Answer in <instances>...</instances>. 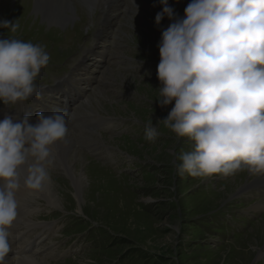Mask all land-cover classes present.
<instances>
[{
	"label": "rangeland",
	"instance_id": "374dc122",
	"mask_svg": "<svg viewBox=\"0 0 264 264\" xmlns=\"http://www.w3.org/2000/svg\"><path fill=\"white\" fill-rule=\"evenodd\" d=\"M26 1L0 0V22L17 20L21 29L15 38L45 47L51 58L49 64L63 62L75 48L55 45L54 37L72 26L79 27L81 33L90 21L87 10L75 3L77 16L60 27L44 18L45 11L55 4L28 10ZM151 1L138 0L142 3L136 5L138 11L132 4L124 10L112 37L114 51L110 53L115 58L98 73V82L94 80L87 98L91 107L86 99L78 109L82 114H93L87 127L72 131L77 142L73 147L83 154L76 170L86 178L80 207L67 179L59 169L53 171L51 176L61 189V210L28 201L26 218L38 223L32 234L47 226V254L53 258L71 250L77 253L59 261L49 262L47 258L49 264H264V209L249 222L238 216L231 219V213L249 205L242 197L258 185L262 175L245 171L230 177L199 179L176 174L179 156L191 151L192 145L187 138L177 143L175 134L159 122L174 107V102L161 107L157 101L161 86L157 79L158 44L162 31L172 21L165 17L157 26L155 17L162 6L159 0L155 5ZM189 2L169 0V5L183 17ZM21 8L23 12L18 14ZM8 35L9 29L0 27V39ZM47 37L53 42L46 41ZM150 119L160 133L154 143L144 138ZM129 121L138 122L136 126L140 123L144 133L130 130L131 125L126 126ZM108 150L111 157H107ZM92 157L113 164L116 170ZM255 201L264 205V193L255 196ZM24 210L19 207L18 219ZM68 212L69 225L61 230ZM71 236L76 238L70 240Z\"/></svg>",
	"mask_w": 264,
	"mask_h": 264
},
{
	"label": "clouds",
	"instance_id": "9594fccd",
	"mask_svg": "<svg viewBox=\"0 0 264 264\" xmlns=\"http://www.w3.org/2000/svg\"><path fill=\"white\" fill-rule=\"evenodd\" d=\"M159 4L156 25L165 17L172 22L158 44L157 101L161 107L174 102L159 122L177 143L187 138L192 145L179 156L176 174L199 179L245 171L264 175V0H190L183 17L169 0ZM0 27L11 34L0 39V101L14 109L32 97L42 99L37 80L50 54L15 38L21 29L17 20ZM31 119L29 112L0 121V264H8L12 252L21 187L41 192L51 180L54 146L67 142L66 111L40 112L35 125ZM159 135L150 119L145 140L154 143Z\"/></svg>",
	"mask_w": 264,
	"mask_h": 264
},
{
	"label": "bare ground",
	"instance_id": "6f19581e",
	"mask_svg": "<svg viewBox=\"0 0 264 264\" xmlns=\"http://www.w3.org/2000/svg\"><path fill=\"white\" fill-rule=\"evenodd\" d=\"M32 1L33 0H31V1L27 0L26 1L28 3V5H30V7L27 8L28 10L33 8V6L34 7H38V8L40 7L39 10H41L44 6L45 7H49L48 4H50V6L55 4L53 8L50 7L49 11H45L47 16H45L44 18H46V20L49 23H52V24H55V25H59L60 27H63L65 25L73 22V19L77 16L75 3H77V5L82 4L85 7V9L87 10V13H88L89 11L92 10V7H93V4L95 3V1H98V0H34V3H32ZM131 2H133L132 5H134V6L135 5L139 6L140 4H142L141 2H138V0H131ZM151 2H153L152 4H154V5L156 4L155 0H152ZM127 11H128V9H127ZM21 12H23V8H21V10L19 9V13L18 12L17 13L21 14ZM136 14L138 15V13H136ZM7 16H9V15L7 14ZM81 17H83V16H81ZM87 105L89 107H91L89 105L88 99H87ZM78 141H81V140H78ZM86 141H88V140H86ZM76 143H74L73 137L70 135V133H68L67 142L66 143L59 142L57 145L54 146V148H55V151H54L55 161H54V163L51 166H49V173H50V176H51L52 175L51 173L53 171H55L57 169H59L61 171L62 176H64L65 179H67L66 182L68 183V187H70L69 185H71V187L69 189L72 191V193H75L74 194L75 195V200L78 202V205L80 207V202L83 199V195L81 196L80 192H81V189L83 187L84 182L86 181V178L80 171L76 170V165H78L81 162L82 156H83V154L76 152V150L74 149L73 146H75ZM90 145H91V143H90ZM99 145L100 144H98V146ZM92 146H94V145H92ZM78 154H80V155H78ZM77 156H79L78 160H76ZM109 156L111 157L110 151H109ZM107 157H108V155H107ZM24 176H26V172H24V174L22 175L21 185H23ZM258 179H259V181L257 183L260 184L264 180V175H262V177L261 178L259 177ZM60 184H61V182H60ZM245 188H247V187H245ZM64 190L65 189L63 188V191ZM22 191L26 193L25 200H26L27 203H28V201H29V203H32V202L33 203L34 202H36V203H46L47 205L49 204V205L61 210L60 194H59V192L61 193V189H58V187L56 186L52 176H51V180L44 186V188H43V190L41 192L32 193L30 190H27V189H25L22 186L21 189H20V192L18 193V197H22L21 196V194H23ZM27 194H28V197H27ZM67 195H68V193H67ZM80 196H81V198H80ZM39 199H41V201H39ZM258 205H259V203H257V206H255V207H259ZM261 205L262 204H260V206ZM79 210H80V208H79ZM24 213L26 215L28 214V212H24ZM26 217H22V218H20V220H22V222H24V223H26V221H27V223H30L28 220H26L27 219ZM22 222L20 221V224H18V222L15 223V225L12 228L17 227L19 225H23L24 226V223H22ZM18 264H49V263H46V262L41 261V260L30 259L29 257H26V258H23V259L19 260Z\"/></svg>",
	"mask_w": 264,
	"mask_h": 264
}]
</instances>
